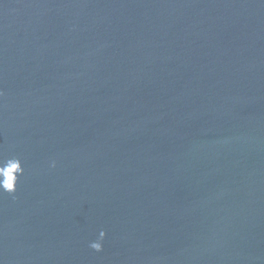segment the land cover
I'll return each mask as SVG.
<instances>
[{
  "label": "water",
  "instance_id": "95a60500",
  "mask_svg": "<svg viewBox=\"0 0 264 264\" xmlns=\"http://www.w3.org/2000/svg\"><path fill=\"white\" fill-rule=\"evenodd\" d=\"M13 157L0 264H264V0H0Z\"/></svg>",
  "mask_w": 264,
  "mask_h": 264
},
{
  "label": "clouds",
  "instance_id": "9594fccd",
  "mask_svg": "<svg viewBox=\"0 0 264 264\" xmlns=\"http://www.w3.org/2000/svg\"><path fill=\"white\" fill-rule=\"evenodd\" d=\"M55 162L51 167H55ZM24 174L21 161L18 158H10L0 161V192L14 194L17 189L18 178ZM106 233L100 231L99 238L91 242L89 247L95 252L103 251L102 241L105 239Z\"/></svg>",
  "mask_w": 264,
  "mask_h": 264
}]
</instances>
